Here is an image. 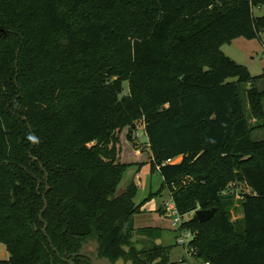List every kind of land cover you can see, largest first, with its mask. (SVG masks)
Here are the masks:
<instances>
[{
    "label": "trees",
    "instance_id": "obj_1",
    "mask_svg": "<svg viewBox=\"0 0 264 264\" xmlns=\"http://www.w3.org/2000/svg\"><path fill=\"white\" fill-rule=\"evenodd\" d=\"M263 6L0 0V241L10 252L0 264H67L61 256L95 238L107 255L173 264L167 246L131 241L144 202L134 200L136 183L118 187L144 161L181 215L217 208L180 226L198 261L264 264V140L253 138L264 127V90L222 48L260 36L264 14L254 9Z\"/></svg>",
    "mask_w": 264,
    "mask_h": 264
},
{
    "label": "rangeland",
    "instance_id": "obj_2",
    "mask_svg": "<svg viewBox=\"0 0 264 264\" xmlns=\"http://www.w3.org/2000/svg\"><path fill=\"white\" fill-rule=\"evenodd\" d=\"M256 16L264 14V6L254 9ZM223 51L237 62L248 66L251 74L255 77L254 84L264 90V31L257 38L239 37L230 43L223 45ZM125 86L129 83L126 81ZM251 85H243L242 91ZM246 97V96H245ZM247 98V97H246ZM249 107V106H248ZM256 123V119H251ZM125 129L121 135L127 132ZM138 140L143 145H148V137L143 125H139ZM255 140H264V127L256 128L253 131ZM177 162L181 157H177ZM138 186L135 202L143 203L142 212L135 214L132 219V243L138 249H148L155 246H167L168 256L173 264H202L190 252H188V243L193 239L189 231H182L180 223L175 224L178 214L174 213V204L169 188L164 185V179L161 172L155 169L151 161H144L142 164H133L128 167L124 177L119 184L118 194L124 193L131 183ZM238 192L244 185L238 184ZM241 195L237 194V203L232 210L233 219L239 220L243 216V207L239 200ZM193 213L184 215L185 219L193 217ZM184 236L187 244H180L179 239ZM10 252L7 246L0 241V259H8Z\"/></svg>",
    "mask_w": 264,
    "mask_h": 264
},
{
    "label": "flooded vegetation",
    "instance_id": "obj_3",
    "mask_svg": "<svg viewBox=\"0 0 264 264\" xmlns=\"http://www.w3.org/2000/svg\"><path fill=\"white\" fill-rule=\"evenodd\" d=\"M89 244L88 252L84 256H75V253H78L80 250L74 253L69 254L68 256H61L65 263L73 264L71 261H74L75 264H117L120 259H124L125 264H128L130 260L134 262L133 259L128 258L125 254L118 255H107L101 249V244L97 238L89 239L83 244ZM60 256V255H59ZM66 258L67 260H65ZM135 264V263H134Z\"/></svg>",
    "mask_w": 264,
    "mask_h": 264
},
{
    "label": "water",
    "instance_id": "obj_4",
    "mask_svg": "<svg viewBox=\"0 0 264 264\" xmlns=\"http://www.w3.org/2000/svg\"><path fill=\"white\" fill-rule=\"evenodd\" d=\"M35 160H38L36 157H34ZM43 165V164H41ZM48 176V173H47ZM48 190V187H47ZM43 199H44V208L41 210L40 212V217H43V213L47 210L48 206H49V201L47 199V191L44 193L43 195ZM217 208L213 207L210 209H204V208H199L196 210L195 215L197 216V218L201 221V222H207L208 220H210L216 213ZM48 227V222L45 220V227H44V232L46 233ZM47 235V233H46ZM88 248H89V244H83V247L81 248V250L78 253H75V256H84L87 254L88 252ZM56 250V248H55ZM57 251V250H56ZM58 255H60L59 252H57ZM65 260H67L66 258H64ZM73 264H75L74 261H71ZM117 264H125L124 259H120ZM128 264H134V262L132 260L129 261Z\"/></svg>",
    "mask_w": 264,
    "mask_h": 264
},
{
    "label": "built area",
    "instance_id": "obj_5",
    "mask_svg": "<svg viewBox=\"0 0 264 264\" xmlns=\"http://www.w3.org/2000/svg\"><path fill=\"white\" fill-rule=\"evenodd\" d=\"M171 162H177V159H176V158H170V159H168V160L166 161V163H171ZM170 207L174 208V213H175V214H178V217H176V219H175V224L180 223V226H181V224H182V222H183L184 220H188V219H189V218H188V219H185V218H184V215H181V214L179 213V211H178V209H177L175 203L172 204V205H170ZM195 212H196V211H193V212H191V213L195 214ZM189 234L192 235V233H191L190 231H189ZM179 243H180V244H184V245L187 244V242H186L184 236H183L182 238L179 239ZM188 245H189V243H188ZM202 264H211V262H210V261H205V262H203Z\"/></svg>",
    "mask_w": 264,
    "mask_h": 264
},
{
    "label": "crops",
    "instance_id": "obj_6",
    "mask_svg": "<svg viewBox=\"0 0 264 264\" xmlns=\"http://www.w3.org/2000/svg\"><path fill=\"white\" fill-rule=\"evenodd\" d=\"M237 61V60H236Z\"/></svg>",
    "mask_w": 264,
    "mask_h": 264
}]
</instances>
